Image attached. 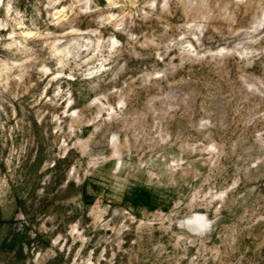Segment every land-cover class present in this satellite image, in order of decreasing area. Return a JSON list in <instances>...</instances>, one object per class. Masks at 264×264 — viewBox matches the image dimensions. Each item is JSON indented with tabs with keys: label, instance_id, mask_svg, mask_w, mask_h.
Segmentation results:
<instances>
[{
	"label": "rangeland",
	"instance_id": "obj_1",
	"mask_svg": "<svg viewBox=\"0 0 264 264\" xmlns=\"http://www.w3.org/2000/svg\"><path fill=\"white\" fill-rule=\"evenodd\" d=\"M0 264H264V0H0Z\"/></svg>",
	"mask_w": 264,
	"mask_h": 264
},
{
	"label": "bare ground",
	"instance_id": "obj_2",
	"mask_svg": "<svg viewBox=\"0 0 264 264\" xmlns=\"http://www.w3.org/2000/svg\"><path fill=\"white\" fill-rule=\"evenodd\" d=\"M199 217L201 218V216H199ZM199 217H198V218H199ZM202 218H203V217H202ZM194 220H195L194 218H190V219H188V222L191 223V222H194ZM188 222H187V223H188Z\"/></svg>",
	"mask_w": 264,
	"mask_h": 264
}]
</instances>
